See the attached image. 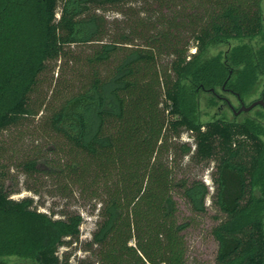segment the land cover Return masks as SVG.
Instances as JSON below:
<instances>
[{"label": "trees", "instance_id": "16d2710c", "mask_svg": "<svg viewBox=\"0 0 264 264\" xmlns=\"http://www.w3.org/2000/svg\"><path fill=\"white\" fill-rule=\"evenodd\" d=\"M126 3L0 0V135L46 107H34L31 95L48 63L66 56L65 47L92 45L81 59L87 70L81 69V85L66 95L51 90L56 104L45 126L81 155L80 165L69 166L81 171V187L89 180L91 192L104 194L91 240L100 264H186L188 223L177 221L173 193L180 189L190 209L203 213L207 189L199 181L175 182L162 162L166 137L182 130L193 135L192 158L214 162L212 204L225 215L211 232L216 264H264L262 125L251 117L203 122L183 107L186 93L192 112L201 94L214 106L211 90L222 88L244 102L259 83L264 101V0H201L202 13L181 21L149 17L148 27L139 22L106 42L108 22L99 12H120ZM133 36L143 44L133 45ZM164 54L172 60L162 70ZM190 151L181 146L182 153ZM1 156L0 146V264H64L58 249L66 238H78L80 216L51 221L31 211L30 200L11 199ZM36 166L31 159L21 167Z\"/></svg>", "mask_w": 264, "mask_h": 264}, {"label": "rangeland", "instance_id": "374dc122", "mask_svg": "<svg viewBox=\"0 0 264 264\" xmlns=\"http://www.w3.org/2000/svg\"><path fill=\"white\" fill-rule=\"evenodd\" d=\"M200 4L201 0H127L120 12L111 9L99 12L108 22L104 40L108 42L128 35V31L139 22L142 27H148L151 25V17L152 20L161 21L179 16L181 21L187 15L202 13L203 7ZM181 32L183 37L188 36L186 29ZM136 37H131L132 44L142 45V40ZM91 48L92 45L65 47L68 52L66 56L48 63L46 70L39 77L36 90L31 95V104L34 107L40 102L46 104V107H42L36 116L25 118L22 123L4 130L0 135L1 163L6 175L3 187L11 192L10 198L16 201L30 200V210L46 216L51 221L65 220L67 216L75 214L81 218L78 238H66L65 243L58 249V256L64 264H100L99 247L91 240L101 222L100 213L103 208L101 199L104 198V194L100 188L97 189V193L91 192L87 188L90 185L89 180L84 189L81 187V171L79 168L72 171L69 168L70 164H81V155H78L60 135L46 128L45 121L50 116V106L56 104L53 98L55 93L51 95V90L66 95L70 89L75 91L81 85V69L83 72L87 71L84 66L81 67V59L91 52ZM193 51L194 48H191L189 53ZM216 52L214 49L210 54ZM171 60L169 55H161L158 58L160 68L162 70L169 68ZM102 69L105 70V67ZM260 85L261 83L257 85L250 97H246L243 102L245 105L258 98ZM208 95L206 93L198 96L197 109L192 112V97L186 93L183 100L185 112L196 115V118L203 122L215 119L241 122L246 117H251L262 125L261 139L264 142L263 107L256 106L249 112L234 116L218 99L216 105L209 107ZM224 96L234 108L239 106L233 96L225 94ZM166 140L168 148L162 153L161 158L165 165L172 168L175 182L184 180L190 184L199 181L207 189L203 213H195L190 209L181 197L180 189H175L173 193L177 203V221L188 223V227L182 233L187 249L186 264H216L218 244L211 232L225 219V215L212 204L214 162L200 164L192 158L193 135L187 130H182L178 136L169 135ZM183 144L191 148L189 153L181 152ZM31 159L37 161V166L34 170L26 172L21 166Z\"/></svg>", "mask_w": 264, "mask_h": 264}, {"label": "flooded vegetation", "instance_id": "af4514ba", "mask_svg": "<svg viewBox=\"0 0 264 264\" xmlns=\"http://www.w3.org/2000/svg\"><path fill=\"white\" fill-rule=\"evenodd\" d=\"M211 92H212V94L218 99V100H220L221 102H223L230 110H231V112H232V114L234 115V116H236V115H238V114H235L238 110H239V108L241 107V105L243 104V105H245L240 99H239V97L238 96H236L235 94H233L232 92H230L228 89H226V88H222V92H220V93H215L213 90H211ZM224 94L225 95H230V96H233L235 99H236V101H237V103L239 104V106L237 107V108H234L232 105H231V103H230V101L224 96ZM259 99H261L259 96H258V98L257 99H255V100H253L252 102H254V101H256V100H259ZM251 102V103H252ZM250 103V104H251ZM249 105V104H248ZM248 105H245V106H248ZM221 106H223V105H221ZM221 108V107H220ZM223 108V107H222ZM236 110V111H235ZM252 110V109H251ZM250 110V111H251ZM249 112V111H248ZM241 113H243V112H241ZM241 113H239V114H241ZM213 186H214V184H213ZM214 193H215V186H214V188H213V191L211 192V196H213L214 195ZM9 264H26V263H18V262H14V261H9Z\"/></svg>", "mask_w": 264, "mask_h": 264}, {"label": "water", "instance_id": "95a60500", "mask_svg": "<svg viewBox=\"0 0 264 264\" xmlns=\"http://www.w3.org/2000/svg\"><path fill=\"white\" fill-rule=\"evenodd\" d=\"M256 106H261L264 108V101L262 99H259V100L252 102L248 106H245L242 104L241 107L239 108V110L235 114H239L241 112H248Z\"/></svg>", "mask_w": 264, "mask_h": 264}]
</instances>
